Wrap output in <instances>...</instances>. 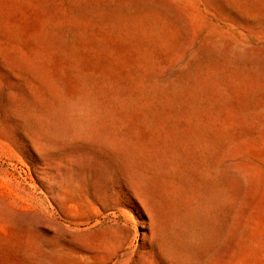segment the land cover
I'll return each instance as SVG.
<instances>
[{
  "label": "rangeland",
  "instance_id": "obj_1",
  "mask_svg": "<svg viewBox=\"0 0 264 264\" xmlns=\"http://www.w3.org/2000/svg\"><path fill=\"white\" fill-rule=\"evenodd\" d=\"M0 264H264V0H0Z\"/></svg>",
  "mask_w": 264,
  "mask_h": 264
}]
</instances>
